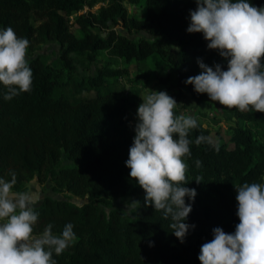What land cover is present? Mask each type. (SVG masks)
<instances>
[{"label": "trees", "instance_id": "obj_1", "mask_svg": "<svg viewBox=\"0 0 264 264\" xmlns=\"http://www.w3.org/2000/svg\"><path fill=\"white\" fill-rule=\"evenodd\" d=\"M248 2L264 7V0ZM126 3L143 4L145 17L129 16ZM196 7L195 0H0V30L11 27L18 38L27 39L28 54L49 42L59 46L54 62L42 55L28 60L31 92L6 101L0 84V178L10 180L15 173L14 191L28 192L33 180L40 185L49 181L53 193L87 197L81 206L51 197L35 206L39 218L34 234L49 224L54 234L68 223L74 226L76 239L63 254H54L57 264H200L201 246L213 239L214 228L236 231L240 221L235 187L264 183V140L259 142L254 133L264 132V113L226 107L242 124L227 131L231 148L220 137L213 138L218 133L204 128L202 117L189 132L185 186L197 195L194 201L185 197L192 206L185 222L195 228L183 243L169 228L171 217L145 206L144 190L130 178L126 161L139 96H130L121 83L129 75L127 68L101 66L97 58L105 52L110 59L145 67L158 57L170 68L158 78L160 85L186 92L196 104L210 100L186 81L200 74L198 59L209 67L221 64L225 71L227 61L208 49L202 33L187 32L189 13ZM116 26L127 35L144 31L154 39L135 42L117 33ZM201 135L210 137L211 144L196 145ZM63 155L67 163L60 165ZM196 160L202 167H196ZM116 200L139 203L129 215L113 207Z\"/></svg>", "mask_w": 264, "mask_h": 264}, {"label": "clouds", "instance_id": "obj_2", "mask_svg": "<svg viewBox=\"0 0 264 264\" xmlns=\"http://www.w3.org/2000/svg\"><path fill=\"white\" fill-rule=\"evenodd\" d=\"M190 11L189 34L202 33L209 50L218 51L227 61L209 67L197 63L200 74L189 77L197 94H207L212 102L240 112L264 113V7L248 0H195ZM29 41L18 38L8 27L0 30V84L6 89L4 100L10 101L32 90L33 72L27 60ZM148 90L137 109L135 137L129 149L126 167L130 178L145 192V206L163 211L173 221L169 228L183 243L190 228L185 221L192 211L185 197L194 201L195 189L186 187L190 157L189 132L196 129L193 116L177 115V101L164 91ZM211 138L199 136L196 145L211 144ZM218 150V146H217ZM202 167V161H195ZM11 179L0 178V264H57L53 258L63 254L76 239L73 224L54 234L52 225L34 234L39 213V197L14 191ZM202 177H196L201 183ZM239 224L234 233L213 229V239L204 243L198 257L200 264H264V183H244L235 187ZM139 201H132V206ZM152 246V245H150Z\"/></svg>", "mask_w": 264, "mask_h": 264}, {"label": "rangeland", "instance_id": "obj_3", "mask_svg": "<svg viewBox=\"0 0 264 264\" xmlns=\"http://www.w3.org/2000/svg\"><path fill=\"white\" fill-rule=\"evenodd\" d=\"M125 7L129 16H134L140 19H143L145 17L143 4L131 5L126 3ZM97 9H99V6H96L94 9H92V12H95ZM114 29L117 33L124 35L135 42L141 39H154V37H151L144 31H140L137 34H133L130 36L126 34V32L121 26H116ZM160 40H162L164 43H167L166 40L164 41L161 38ZM39 55L45 56L49 63L54 62L59 56L58 44L54 42H49L37 46L31 54L27 55V60H30L31 58H34ZM97 63L98 65L108 66L111 69L115 70L127 68L129 71V75L123 76L121 79V83L130 96L138 94L140 104L142 103V99L149 94L147 89H151L153 91L167 92L168 95H170L177 101L178 105H182L177 108V110L180 111L181 115L193 116L195 118L202 117L204 128L209 129L212 135L218 133V136H213V138L217 139L218 137H220L228 144L229 148L232 147V144L227 142V131L229 130L230 126L242 124L237 119L231 118L228 115L226 108L220 105L218 102L206 100L201 104H196L193 102L190 95L186 92L179 94L175 91H170L168 88L160 85L158 78L163 77L167 73H169L170 68L167 65H161V62L158 57H153L149 59L145 67H137L133 63L125 64L121 60L112 58L110 59L105 52H100L97 58ZM88 72V70L82 71L80 69V73L86 74ZM254 133L256 134V139L259 142H262L264 140V132L256 129L254 130ZM66 163L67 160L63 155L60 165ZM28 192L33 193L39 197V202L37 205H39L45 197H51L56 200H67L78 206H81L87 202V197L76 198L69 194L53 193L51 191V184L49 181L44 185L38 184L36 180L31 181L28 184ZM112 205L114 208L123 209L129 215L131 214V210L133 209V206L130 205L126 200H116L112 203Z\"/></svg>", "mask_w": 264, "mask_h": 264}, {"label": "water", "instance_id": "obj_4", "mask_svg": "<svg viewBox=\"0 0 264 264\" xmlns=\"http://www.w3.org/2000/svg\"><path fill=\"white\" fill-rule=\"evenodd\" d=\"M102 36H104V35H102Z\"/></svg>", "mask_w": 264, "mask_h": 264}]
</instances>
